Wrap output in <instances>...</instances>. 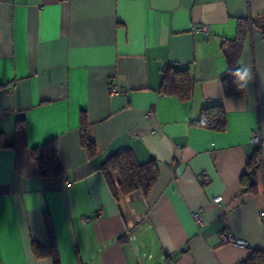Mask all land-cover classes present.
<instances>
[{
    "label": "crops",
    "instance_id": "0c3cea01",
    "mask_svg": "<svg viewBox=\"0 0 264 264\" xmlns=\"http://www.w3.org/2000/svg\"><path fill=\"white\" fill-rule=\"evenodd\" d=\"M262 11L264 0H0V264H53L32 250L49 234L60 264H242L264 251L258 29L240 57L253 76L244 95L223 97L220 82L228 71L222 42L235 38L237 18ZM168 65L189 68L190 100L161 95ZM109 86L124 92L111 95ZM215 102L224 130L193 123ZM82 113L92 157L81 144ZM53 139L62 173L39 177L32 149ZM258 148L257 190L245 192L240 178ZM124 149L139 163L157 162L148 192H111L101 167ZM222 232L246 246L223 243Z\"/></svg>",
    "mask_w": 264,
    "mask_h": 264
},
{
    "label": "trees",
    "instance_id": "16d2710c",
    "mask_svg": "<svg viewBox=\"0 0 264 264\" xmlns=\"http://www.w3.org/2000/svg\"><path fill=\"white\" fill-rule=\"evenodd\" d=\"M253 29H258L264 41V11L258 16L237 18V32L233 39H226L222 42L221 50L225 56L228 71L220 78L223 97H242L245 88L238 87L235 78L231 75L240 66V57L245 42ZM194 77L186 66L168 65L160 86V93L164 96H176L180 100L191 99L194 88ZM201 128L222 131L226 125L225 110L221 102H215L203 107L199 117L193 121ZM81 144L89 157H92L96 150L94 142L88 134V126L85 115L81 114L80 122ZM17 142L25 138V124L20 121L16 128ZM42 152L38 148L32 149V156L35 161L36 175L39 177L49 175H60L62 168L58 161V148L55 139L43 144ZM261 168L260 149H256L246 164V171L240 178L242 190L255 193L256 173ZM107 179L109 188L115 197L119 193L128 194L136 190L146 193L156 182L159 176V168L156 161L139 163L130 149L121 150L107 158L101 167ZM111 172L118 176L117 180L112 179ZM32 250L35 257H50L53 264H60L54 241L49 234L46 243L32 242ZM242 264H264V251L254 250Z\"/></svg>",
    "mask_w": 264,
    "mask_h": 264
},
{
    "label": "built area",
    "instance_id": "2783aa9c",
    "mask_svg": "<svg viewBox=\"0 0 264 264\" xmlns=\"http://www.w3.org/2000/svg\"><path fill=\"white\" fill-rule=\"evenodd\" d=\"M62 1H68V0H62ZM198 31L200 32H203V33H206L207 32V27L205 24H201L199 27H198ZM124 90L123 88H117V87H114V86H109V93L111 95H114V94H118V93H123ZM147 117H152L155 115V110L154 109H150L149 111L146 112L145 114ZM251 141L257 145H261L263 142L259 136V133L258 132H253L252 136H251ZM221 196H216L213 198V202L214 203H218L219 201H221ZM96 215L97 216H100L102 215V211L101 210H98L96 212ZM262 215H264V212H262ZM192 218L195 222H201L202 221V216H201V210L198 209L194 212H192ZM91 218L88 217V216H85L82 220L83 222H87L89 221ZM220 239L223 243H227V244H232L234 246H238V247H245L246 246V242L245 240L241 239V238H235L230 232H222L220 234Z\"/></svg>",
    "mask_w": 264,
    "mask_h": 264
},
{
    "label": "clouds",
    "instance_id": "9594fccd",
    "mask_svg": "<svg viewBox=\"0 0 264 264\" xmlns=\"http://www.w3.org/2000/svg\"><path fill=\"white\" fill-rule=\"evenodd\" d=\"M231 75L235 78L238 87L246 86L253 77L251 69L244 65L237 68L234 72H231Z\"/></svg>",
    "mask_w": 264,
    "mask_h": 264
}]
</instances>
